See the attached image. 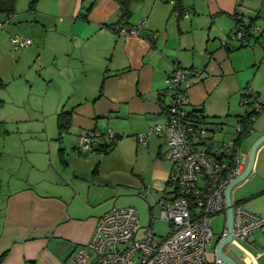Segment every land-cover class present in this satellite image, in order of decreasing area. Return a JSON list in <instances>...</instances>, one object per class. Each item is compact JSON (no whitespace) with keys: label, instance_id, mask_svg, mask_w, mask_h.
<instances>
[{"label":"crops","instance_id":"1","mask_svg":"<svg viewBox=\"0 0 264 264\" xmlns=\"http://www.w3.org/2000/svg\"><path fill=\"white\" fill-rule=\"evenodd\" d=\"M91 1L27 0L24 6L21 34L37 44L38 56L48 53L54 63L60 54L65 58L71 121L64 133L74 137L75 144L69 153L65 145L56 149L60 164L52 158L49 143L25 149L24 155L16 154V164L3 166L14 174L0 192V264L70 263L73 250L88 242L97 219L109 208L107 197H100V144L109 139H96L91 150L80 151L77 136L83 130L103 134L111 129L121 137L162 119L173 93L166 80L175 67L189 68L190 74L180 82L188 112H199L210 121L231 116V95L248 85L258 94L257 103L247 104L243 113L231 111L236 124L259 103L264 106V50L250 48L248 40L244 46H220L210 39V25L216 20L230 21L224 27L227 34L238 29L234 13L242 17L239 9L246 7L245 0H180L187 12L180 18L173 10L175 0H137L129 17L121 16L114 0H95L86 11ZM263 10L262 6L249 20L264 15ZM199 17L209 19V25L198 24ZM182 18L189 21L181 22ZM203 26L207 32H200L205 43L199 53L184 32ZM114 27L136 33L121 34ZM190 53L199 55L198 63L189 59ZM263 136L264 107L239 141L245 167L250 149ZM83 162L88 164L86 171ZM236 189H241L237 200ZM230 197L232 203L264 217V139L255 147L250 172L233 186ZM243 241L249 249L235 243L241 252L237 254L229 250V243L224 253L237 264H264V229L254 230Z\"/></svg>","mask_w":264,"mask_h":264},{"label":"built area","instance_id":"2","mask_svg":"<svg viewBox=\"0 0 264 264\" xmlns=\"http://www.w3.org/2000/svg\"><path fill=\"white\" fill-rule=\"evenodd\" d=\"M183 14L187 16V12ZM13 16L6 17L0 27ZM114 29L125 35L136 33L134 29ZM227 37L221 40L222 45L231 39L243 41L246 35L238 29ZM259 37L264 47V28ZM9 40L15 50L32 44L30 38L21 35L9 36ZM187 76L174 68L166 80L173 93L162 123L152 124L136 137L142 147L147 145L151 133L166 138L164 155L172 167L166 196L157 200L153 213L169 223L168 233L158 236L151 226L141 233L133 207L112 206L97 219L88 242L73 250L69 264H225L216 252V243L229 232L225 224L219 233H214L212 217L219 213L226 215L225 191L242 175L245 163L239 143L213 139L220 123L209 124L199 113L184 108L186 94L180 89V82ZM255 96L249 85L240 91L243 104ZM261 109V105L255 107L256 111ZM239 129L237 124L236 131ZM113 136L110 129L103 134L83 130L77 136L76 145L80 151H88L96 139ZM261 228L264 229V217L248 211L239 202L232 203V238L246 240ZM212 240L215 246L209 258L207 246Z\"/></svg>","mask_w":264,"mask_h":264},{"label":"rangeland","instance_id":"3","mask_svg":"<svg viewBox=\"0 0 264 264\" xmlns=\"http://www.w3.org/2000/svg\"><path fill=\"white\" fill-rule=\"evenodd\" d=\"M244 4L246 7L240 8L239 13H242L243 21L247 24L250 21L249 17L259 12L262 6L264 7V0H245ZM24 6H27V0H16L15 15L5 23L4 27H0V192L5 190L7 180L14 174L5 172L3 166H8L13 161L16 164V154L17 156L24 155L25 149L38 146L48 147L50 143L52 158L59 163L56 149L65 145L67 153H69L71 145L75 144L74 137L70 135L69 138V133L62 134L60 140L56 139L58 136L57 113L69 110L70 107L66 102L69 90L65 79L68 70L64 64V56L60 54L57 57V62L54 63L51 60L52 55L48 53L38 56L35 42L26 48L15 50L9 40V36L14 35L26 37L21 34L19 25L25 17ZM5 19L6 16L0 13V24ZM198 20L200 25H209V19H205V17H199ZM184 21H189V19L182 18L181 22ZM229 22V20L220 19L210 25L212 26L210 39L214 37L220 46H224L221 44V40L228 38V29L225 31L224 27H227ZM263 28L264 15L259 13V16L252 20L249 36L243 41L248 40L250 48L257 47L264 50L261 45L263 39L259 37ZM200 32L206 35L207 28L205 29L203 26L188 32L186 30L184 33L194 40L197 51L203 53L205 38L202 34L200 38ZM230 42L235 45L240 41L231 39ZM189 55V59L194 58L198 63V54L192 56L190 53ZM179 69L187 75L190 74L189 68L179 67ZM59 92H62L63 97ZM231 98V116L220 115L214 118L213 122L220 123V128L214 133V140L232 141L237 124L231 111L236 110L243 113L250 107L241 102L239 91L232 94ZM209 119L208 121H210ZM162 121L163 118L155 123H162ZM152 124L146 122L141 127L143 129L139 128L141 130L137 129V132L133 130L128 135L126 133L121 137H113L108 141L112 144L106 150H100V197H107L109 203L107 210L112 206L133 207L138 215L141 233L145 228L151 226L154 234L165 236L169 231V223L156 217L153 207L159 198L166 196L168 190L167 180L172 166L171 161L164 155L166 138L151 133L147 145L143 147L136 140L137 135L146 132ZM110 131L112 134L116 133L111 129ZM67 157L64 156V159L67 160ZM241 157L244 159V152L241 153ZM68 160L76 165L72 158H68ZM80 165L86 171L87 162ZM91 169L89 168L88 171ZM13 176L15 177V175ZM240 190H234L233 199H240ZM150 217L152 218L150 219ZM225 224V214L219 213L212 217L211 227L214 233H219ZM213 243L214 240L207 246L209 257ZM229 243V250L235 251L237 254H241V252L233 246L235 243L249 249V244L243 240L234 238Z\"/></svg>","mask_w":264,"mask_h":264},{"label":"trees","instance_id":"4","mask_svg":"<svg viewBox=\"0 0 264 264\" xmlns=\"http://www.w3.org/2000/svg\"><path fill=\"white\" fill-rule=\"evenodd\" d=\"M15 1L16 0H0V13L4 14L6 17L12 16L14 14V11H15ZM114 1L118 4V8L120 9L121 16L129 17L130 12H131V5L137 0H114ZM94 3H95V0L91 1V3L86 7V11H89L91 9V7L94 5ZM173 10L176 12L178 18H180L182 16L183 7H182L180 0H175V2L173 4ZM234 15L238 19L237 20V24H239L238 29H242L244 31L246 37H248L250 26H251L252 20H254V19H251L246 24V23H243L242 17H238L237 12L234 13ZM83 17H86V16L83 15ZM232 32H234V31H231L227 35L229 36ZM246 41L240 40L239 46H244ZM228 43H226L224 46H226ZM257 95L258 94L256 93L255 100L257 99ZM161 98L162 97L160 96L159 99H161ZM168 106H169V104L167 106L163 107L164 112L167 110ZM261 106L263 109L264 106L263 105H261ZM262 109L260 111H256L255 108H253L251 111L240 116V118L237 120V122H238L237 124L240 125V129L236 131V136L233 139L235 142L239 143V141L248 134V132L251 129V126H252V123H253L255 117L262 111ZM194 113H199V112L194 111ZM70 116H71L70 110H66V111L62 110V111L57 113V116H56V127H57V131H58V136L56 137L57 140H60L62 137V134L64 132L68 131L69 124L71 121ZM200 116L205 118L202 114H200ZM206 121L209 124L217 123V122H213V121H208L207 119H206ZM113 137H116V135L114 134ZM111 139H113V138H111ZM111 144H112V142L111 143L105 142V143L100 144V150H106ZM59 151H60V153H62V148H60ZM169 178H170V174H169V177L167 180V184L169 182Z\"/></svg>","mask_w":264,"mask_h":264},{"label":"water","instance_id":"5","mask_svg":"<svg viewBox=\"0 0 264 264\" xmlns=\"http://www.w3.org/2000/svg\"><path fill=\"white\" fill-rule=\"evenodd\" d=\"M253 103H257L255 99L250 100L248 104H253ZM258 105H262V104L259 103ZM263 139H264V136L262 138H260L258 141H256L255 144L252 146V148L250 149V152H249L248 163H247L242 175L238 179H236L234 182H232L227 187V189L225 191L227 229H228L229 234H228V236L226 238L221 239V240H219L216 243V252H217L218 256L223 259L225 264H237L228 254L224 253V251H223L224 246L227 245L230 240H232V237L230 235V232H231V220H232V201H231V197H230L231 196V190H232L233 186L236 183H239L241 180H243L248 175V173L250 172V169H251L252 163H253V156H254L255 147Z\"/></svg>","mask_w":264,"mask_h":264}]
</instances>
